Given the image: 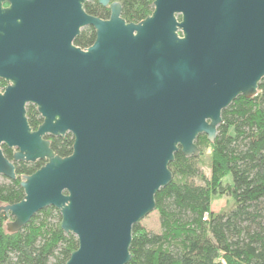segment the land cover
I'll return each instance as SVG.
<instances>
[{
	"label": "water",
	"instance_id": "obj_1",
	"mask_svg": "<svg viewBox=\"0 0 264 264\" xmlns=\"http://www.w3.org/2000/svg\"><path fill=\"white\" fill-rule=\"evenodd\" d=\"M2 1L0 65L19 63L0 92V175L14 180L15 162L44 161L20 181L23 198L0 205L7 230L53 206L77 238L65 264H126L132 226L156 209L174 153L199 156L198 135L213 142L222 110L257 94L264 0H153L138 22L119 1L96 0L108 18L88 13L89 0ZM86 26L95 39L81 48L73 40ZM27 103L42 118L36 129ZM68 132L72 151L60 156L46 135Z\"/></svg>",
	"mask_w": 264,
	"mask_h": 264
},
{
	"label": "trees",
	"instance_id": "obj_2",
	"mask_svg": "<svg viewBox=\"0 0 264 264\" xmlns=\"http://www.w3.org/2000/svg\"><path fill=\"white\" fill-rule=\"evenodd\" d=\"M112 1L121 3V16L127 22H138L153 10V0ZM84 8L101 18L110 13L109 6L96 0L87 1ZM94 39V29L86 26L74 43L85 48ZM26 116L33 129L42 121L31 104ZM221 116L213 142L205 134L196 139L200 154L205 144L210 147L209 176L201 171L197 157H187L180 150L174 153L168 166L172 181L155 195L161 231L150 232L139 222L133 224L131 259L126 264H264V77L256 95H239ZM46 138L56 154L71 153V133ZM2 150L12 159V149L2 145ZM43 163L16 162V178L0 180V205L20 201L23 176ZM194 177L202 183L191 181ZM214 195L232 197L234 207L227 212L212 211ZM9 220L10 216L0 212V264H65L78 245L74 234L61 229L60 213L53 206L36 212L15 232L7 230Z\"/></svg>",
	"mask_w": 264,
	"mask_h": 264
},
{
	"label": "rangeland",
	"instance_id": "obj_3",
	"mask_svg": "<svg viewBox=\"0 0 264 264\" xmlns=\"http://www.w3.org/2000/svg\"><path fill=\"white\" fill-rule=\"evenodd\" d=\"M197 159H198V163H199L201 171L206 176H209L211 156H210V147L207 144L204 145V147L202 148V152L199 156H197ZM3 177L4 176L0 175L1 181L4 180ZM190 180L197 184L202 183L201 179L198 177L190 178ZM233 207H234V200L232 199V197L228 195H222V196L214 195L212 197L211 209L214 212H219V213L227 212ZM139 223L141 226H143L146 230L150 232L158 233L161 231V227L159 223V214L156 210H153L149 214H147L144 218H142L139 221ZM263 224H264V220H263Z\"/></svg>",
	"mask_w": 264,
	"mask_h": 264
},
{
	"label": "flooded vegetation",
	"instance_id": "obj_4",
	"mask_svg": "<svg viewBox=\"0 0 264 264\" xmlns=\"http://www.w3.org/2000/svg\"><path fill=\"white\" fill-rule=\"evenodd\" d=\"M9 5H10V3L7 0H4L1 3L2 8H7V7H9ZM75 38L73 40V43L75 41ZM23 59L24 58H22V63H23ZM0 60H2V59L0 58ZM18 63H19V59L17 57H15L11 62L10 61L8 62L9 66H4V65L1 66L0 65V92H3L8 85H12L14 83L15 77L18 76V71H17ZM22 75L23 76L25 75V70L22 71ZM29 104H31V103L26 104V108H27V105H29ZM31 105L35 106L34 104H31ZM35 108H36V106H35ZM13 150L14 149H12V151Z\"/></svg>",
	"mask_w": 264,
	"mask_h": 264
}]
</instances>
